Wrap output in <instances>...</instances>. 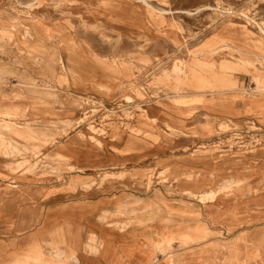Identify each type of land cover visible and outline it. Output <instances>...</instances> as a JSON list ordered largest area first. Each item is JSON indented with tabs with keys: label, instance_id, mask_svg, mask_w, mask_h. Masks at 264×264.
<instances>
[{
	"label": "rangeland",
	"instance_id": "obj_1",
	"mask_svg": "<svg viewBox=\"0 0 264 264\" xmlns=\"http://www.w3.org/2000/svg\"><path fill=\"white\" fill-rule=\"evenodd\" d=\"M191 68L225 85L188 93ZM262 81L264 0H0V164L46 190L77 183L90 202L122 196L124 213L68 210L131 264H264ZM56 199L65 212L71 199ZM146 230L172 237L150 258ZM55 244L31 258L53 264Z\"/></svg>",
	"mask_w": 264,
	"mask_h": 264
},
{
	"label": "crops",
	"instance_id": "obj_2",
	"mask_svg": "<svg viewBox=\"0 0 264 264\" xmlns=\"http://www.w3.org/2000/svg\"><path fill=\"white\" fill-rule=\"evenodd\" d=\"M208 74L209 72L200 74L195 68H191L189 75L184 79L181 87L187 90L188 93L189 91L195 90H199V92L203 93L206 90H218L225 85V81L224 83L214 81L212 79L213 76L211 79L208 78ZM235 84L236 81L228 82L230 86H234ZM190 94H193V97L194 95L196 96L198 92ZM233 110H235V113L238 111L237 109ZM172 123L173 122H170L169 124L172 125ZM174 127L179 128L181 126L175 125ZM33 143L35 144V142ZM257 155H264V150L258 151ZM74 157L76 158L73 162L78 164L77 156L74 155ZM159 161L178 163L170 157H163ZM0 165H2L0 166V264H37L31 258L34 255L33 252L36 250L43 253L42 259L44 261H50L49 251L52 247V243L57 241L61 242V248L66 253L72 250V252L76 254L77 261L75 263L70 259H64L62 261L55 259L53 264H98L97 253H99L100 248L104 249L105 254L112 253L109 243L111 233L106 229H101L99 231L87 229L82 220L77 218L76 211L68 210V208H70L68 205L79 206L80 212L82 213L89 211L90 208L91 210H98V216L104 218L111 212L110 209H108L111 203L114 205V211L117 213H124L126 211V202L123 200L122 196L112 198L103 196L99 200H92V202H90L83 191L77 188V183L68 184L60 190H46L43 189V186L40 184L24 181L25 175L11 173L8 167H4L3 164ZM258 167V172L259 170L262 171V169H264V164ZM165 170L168 171L167 174L175 175V173H173L174 171H171V167L163 166L159 169V171ZM176 175L180 174L176 173ZM10 178L17 180V182L13 183V185L9 182L6 183L5 181ZM213 189L216 188H210L205 191L185 189V193L188 191L196 194L208 193ZM58 191H60V193H65V195L71 199V202L67 203L65 212L61 211L58 213L56 209ZM77 192H81V194L74 198V193ZM145 206L149 207L150 204L145 202ZM137 210L136 207L130 210V222L139 219L140 213H138ZM170 211L173 214L182 216L188 212L180 205L172 207ZM60 226L61 228L57 230ZM133 232L134 228L127 227L126 223L125 227L120 228L118 233L121 237H127L132 235ZM144 235L147 241V248L143 251L145 258H150L154 249L160 251L164 249L172 238L168 233H161L160 231L153 230H146ZM184 236H189V239L192 240L194 235L188 234ZM102 245L104 247H101ZM124 250H126V248ZM124 250H121L119 253L122 257L117 253H114L115 255L112 253V262L114 264H131L130 259H126ZM87 251L93 253V255H89ZM167 264H176L172 255L168 257Z\"/></svg>",
	"mask_w": 264,
	"mask_h": 264
},
{
	"label": "bare ground",
	"instance_id": "obj_3",
	"mask_svg": "<svg viewBox=\"0 0 264 264\" xmlns=\"http://www.w3.org/2000/svg\"><path fill=\"white\" fill-rule=\"evenodd\" d=\"M150 8V7H149ZM180 69H182V66H181V68ZM176 69H174V71H175ZM163 73V72H162ZM176 73V72H175ZM173 75L172 74H166V76L165 77H167V79L166 80H164V79H161L160 81L161 82H164V81H168V82H170L171 83V81H173V79H177V78H174V76H173V79H171V77H172ZM164 77V76H163ZM262 83L264 84V81H262ZM263 90V89H262ZM253 94V93H252ZM252 101V100H251ZM264 104V103H263ZM142 114H143V116H145V118H149L148 117V114H147V110L146 109H142ZM167 126L168 127H170L171 129H175V127L174 126H172L171 124H169V123H167ZM221 185H219L218 187H216V189H213V190H210L208 193H200V194H196V193H193V192H190V191H188V192H186V194H188V195H190V196H192V197H196V198H199V199H204L205 198V195H207V194H210L211 196H214V195H216L217 193V190L219 189V187H220ZM218 188V189H217ZM216 193V194H215ZM140 221V220H139ZM200 234V231H198L197 232V235H199ZM201 235V234H200ZM179 236H177V238H178ZM58 242V241H57ZM186 241L185 240H181V243H185ZM59 243V245H57V247L55 246V248H54V250L52 251V253H50V256L54 259V261H55V259H57V260H64V259H70V260H72L73 262H75L76 263V261H77V258H76V254L75 253H73L72 252V250H69V253L67 252H65L62 248H61V242H58ZM52 244H54V245H56L55 244V242H53ZM129 244V243H128ZM134 245V244H133ZM128 254V250H124V254ZM119 255V254H118ZM120 257H122L121 255H119ZM129 256V255H128ZM143 258H145V256L143 257ZM221 263H222V261H221Z\"/></svg>",
	"mask_w": 264,
	"mask_h": 264
}]
</instances>
